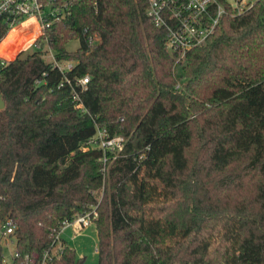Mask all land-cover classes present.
Returning <instances> with one entry per match:
<instances>
[{
  "label": "trees",
  "instance_id": "1",
  "mask_svg": "<svg viewBox=\"0 0 264 264\" xmlns=\"http://www.w3.org/2000/svg\"><path fill=\"white\" fill-rule=\"evenodd\" d=\"M55 1L65 15L34 42L72 67L39 48L0 57L7 264H42L45 251V264H83L63 237L52 242L91 205L97 264H264V0L227 7L178 75L146 0ZM8 30L0 23V39ZM3 43L12 55L13 40ZM97 126L122 135V147L87 145Z\"/></svg>",
  "mask_w": 264,
  "mask_h": 264
},
{
  "label": "built area",
  "instance_id": "2",
  "mask_svg": "<svg viewBox=\"0 0 264 264\" xmlns=\"http://www.w3.org/2000/svg\"><path fill=\"white\" fill-rule=\"evenodd\" d=\"M256 1L258 0H234V3L227 0H146L145 12L153 24L164 31L166 47L169 52L182 56L187 50L205 42L227 7L239 13L250 8ZM65 13L66 3L58 4L55 0H0V23L6 25L10 30L21 22L32 20L31 26H36V30L39 32L36 36L42 33L43 28L49 24L53 17L64 16ZM36 36L32 37L27 47L33 46V50L39 48L42 51L50 52L53 65L60 70L72 67V62L64 63L54 59L46 43L35 44ZM96 41L97 36L90 35L87 38L88 45H92ZM88 77L86 74L77 80L81 87H85ZM123 141L122 135L110 136L104 127L97 126L95 135L87 141V145L95 144L104 150H119ZM95 207V205H91L89 209L74 214L72 218L62 220L52 243L61 237V231L65 227L72 226L80 229L92 222L96 217ZM13 227L12 219L8 218L0 226L1 235H9ZM57 250H60L59 246H56L53 252L55 253ZM33 256L35 255L33 254ZM48 256L49 252L45 251L42 264H45V259Z\"/></svg>",
  "mask_w": 264,
  "mask_h": 264
},
{
  "label": "rangeland",
  "instance_id": "3",
  "mask_svg": "<svg viewBox=\"0 0 264 264\" xmlns=\"http://www.w3.org/2000/svg\"><path fill=\"white\" fill-rule=\"evenodd\" d=\"M228 2L234 3V0H227ZM31 29H35L36 33L35 36L39 33L36 29V26L30 27ZM30 32L26 28H16L9 30V32L5 35V40L3 39V44L6 46L7 44L11 43V49L13 50L12 55L5 56L3 54H0V56L6 58V59H12L13 57L19 55H25L26 53L33 50V46L27 47L28 43L31 41ZM7 36V37H6ZM31 37V38H30ZM17 38V39H16ZM17 41H16V40ZM2 42V40L0 41ZM4 46V48H5ZM79 46V39H73L68 41L66 48L68 50H75ZM45 48H47L45 46ZM21 49V50H20ZM3 52V49H2ZM43 56L46 60H51V53L47 51H43ZM182 56L179 54H175V64L177 65L178 61L180 60ZM180 72V67L177 65L175 66V73L178 75ZM2 128V125L0 124V130ZM95 192H99L101 195L102 188H99ZM61 235L63 238L66 239L68 244L75 248L76 254L79 256H84L85 260L83 264H97V253H96V247H97V234H96V227L94 222H90L85 227H82L80 229L75 227H65L61 231ZM0 241L3 246V260L1 264H7L12 260V257L14 255L15 251V238L13 236H10L8 234L1 235L0 233Z\"/></svg>",
  "mask_w": 264,
  "mask_h": 264
},
{
  "label": "bare ground",
  "instance_id": "4",
  "mask_svg": "<svg viewBox=\"0 0 264 264\" xmlns=\"http://www.w3.org/2000/svg\"><path fill=\"white\" fill-rule=\"evenodd\" d=\"M32 20H26V21H24V22H21V23H19V24H17L16 26H14L12 29H18V28H26V29H28L29 31H31L30 32V35H31V37L36 33V31H35V29L33 30V29H31L30 27H31V25H32ZM12 29H10V30H12ZM30 37V38H31Z\"/></svg>",
  "mask_w": 264,
  "mask_h": 264
},
{
  "label": "water",
  "instance_id": "5",
  "mask_svg": "<svg viewBox=\"0 0 264 264\" xmlns=\"http://www.w3.org/2000/svg\"><path fill=\"white\" fill-rule=\"evenodd\" d=\"M3 106H4V101H3V99H2V97H1V95H0V109H1Z\"/></svg>",
  "mask_w": 264,
  "mask_h": 264
},
{
  "label": "crops",
  "instance_id": "6",
  "mask_svg": "<svg viewBox=\"0 0 264 264\" xmlns=\"http://www.w3.org/2000/svg\"><path fill=\"white\" fill-rule=\"evenodd\" d=\"M61 237H62V235H61ZM65 239V238H64ZM66 240V239H65Z\"/></svg>",
  "mask_w": 264,
  "mask_h": 264
}]
</instances>
